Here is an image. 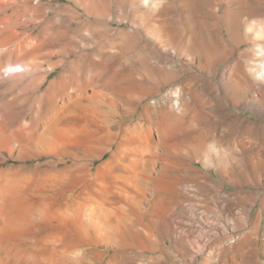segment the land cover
Listing matches in <instances>:
<instances>
[{
    "label": "bare ground",
    "instance_id": "bare-ground-1",
    "mask_svg": "<svg viewBox=\"0 0 264 264\" xmlns=\"http://www.w3.org/2000/svg\"><path fill=\"white\" fill-rule=\"evenodd\" d=\"M73 1L76 9L67 20L40 17L29 0H0V264H158L173 256H180L182 264H261V212L253 219L244 215L238 210L242 192H223L212 174L191 165L179 174L170 166L180 149L187 150L189 163L211 156L200 150L210 140L212 172L241 185L249 175L246 158L254 173L264 170L260 149L243 159L231 150L230 138L208 135L199 140L187 134L169 141L160 127L153 133L150 125L143 129L139 124L132 125L135 134L133 129L121 135L113 131L116 123L110 117L126 99L132 70L122 71L127 62L115 61L111 50L125 52L128 47L121 40L128 33L111 29L105 22L108 11L125 13L120 21L128 19L131 27L164 44L169 39L168 4L162 9V0ZM211 2L224 5L229 35L240 45L255 47L249 74L264 82V0ZM257 40L263 44L256 45ZM249 53L238 54L234 68L239 81H246L243 58ZM225 73L227 69L223 79ZM169 94L180 104L178 89ZM176 101L170 105L178 109ZM258 105L264 108V101ZM84 112L95 118L91 139L84 129L89 126L75 120ZM192 124L180 121L177 127L184 132ZM232 140L235 150L246 147L241 139ZM105 152L111 159L99 167L116 164L118 172H111L108 187L96 180L90 185L99 168L94 164ZM181 215L196 230L185 233L174 226L178 231L171 236ZM158 227L164 230L161 239L154 236ZM237 230L242 232L235 235ZM138 234L146 243L135 248L128 241ZM146 252L160 255L146 257Z\"/></svg>",
    "mask_w": 264,
    "mask_h": 264
},
{
    "label": "rangeland",
    "instance_id": "rangeland-1",
    "mask_svg": "<svg viewBox=\"0 0 264 264\" xmlns=\"http://www.w3.org/2000/svg\"><path fill=\"white\" fill-rule=\"evenodd\" d=\"M29 1L38 7V15L40 17L56 18L59 16L69 20L72 11L76 9L73 0ZM165 4H168L165 13L167 15L166 24L169 39L165 40L167 42H164V44H158L154 39V35H147L141 32L139 28L131 27L128 19L120 21V18L125 19V13L115 11V9H111L110 13L108 11V17L106 16V19H108L105 22L111 24V29L116 33L123 31L128 33L126 36H123V38L125 37L124 40L123 38L122 40L118 38V42L121 40V43H124L128 49L125 52L111 50L116 56L115 61L118 59L121 61L125 60L127 63L122 65V71L126 69L132 70L130 80L127 84L128 86L124 88L127 91L126 99L120 103L121 107L118 110V114L110 117L116 123L113 131L116 129L115 131L121 135L126 131H131L133 129L132 125L139 124L143 129H147L146 127L150 125L152 131L160 127L159 130L161 129L160 131H163L162 133L167 135L169 141H175L181 135L183 137L187 134L196 135V138L199 140H205L208 135L210 137L219 136L230 138L232 143L230 145V148L232 147L231 150L234 153L238 151L237 153L242 154L243 159L249 156L250 153L252 154L256 149L257 151L260 149V152L264 154V108L258 105L259 101H264V82L249 74L250 64L256 59L255 47L250 46L247 48L244 44L240 45L238 41L229 35L226 30L228 24L225 23L222 15V9L225 8L223 4H214L211 0L159 1V7L162 9ZM69 10L71 11L68 12ZM78 12L81 11L78 10ZM179 25L183 27L180 26V28H177ZM180 42L183 43V46L178 45ZM256 43V45L263 44L260 40H257ZM247 49L250 53L243 58V60H246V68H244L246 81H239L238 76L240 72L234 66L238 61V54ZM115 61L111 63L112 66ZM111 65L107 68V74L105 73L107 76L111 73ZM226 69L227 73H225V79H223L221 74ZM55 75L56 72H53L49 75L48 79L51 80ZM221 81L225 83L228 81L229 83H227L225 88H222L220 87ZM231 86L236 88L232 91L230 89ZM171 89H178L180 91V104L178 105V109L170 105L172 104V99L169 94ZM236 90L239 92L238 94L234 92ZM254 91H259L260 95L256 96ZM228 94H233L238 100L228 99ZM81 115L76 117L75 120L78 121L80 119L81 121L79 120L77 123L80 122L79 125L83 127L86 125L89 126L87 128L91 131L90 135L88 129H84L86 137L91 139L94 136L92 135V131L95 130L93 124L95 118L93 116L91 117L90 114L87 115V112L83 113L82 119ZM88 118L90 121L92 120L91 124ZM189 120L192 123L194 122L191 128L184 132L178 129L177 126L180 121L185 123ZM132 131L134 134L138 132L134 129ZM153 135L151 137L153 140H156L157 137L155 134ZM234 137H237L238 140L241 139L240 141H243L246 147L243 149L236 148L235 150L232 140ZM180 150V155L177 158L171 159L170 166L173 172L179 171L180 174V172L182 173L187 170L188 166L191 165L189 168H196L202 174L203 172H205L204 174H212V178L210 179L217 185L222 186L223 192L227 194L238 191L242 192V197L239 199L242 202L238 210L245 213L244 215L250 216L253 219L261 212L262 224L259 227V242L257 246L258 257L260 258V263L263 264L264 201L261 202L260 200H264V170L254 173V169L252 170L253 167L251 168V164L246 161L248 160L246 158L245 163L246 170L249 173L248 178L246 177V179L242 180L241 185H236L234 182L229 181L227 177L223 178L215 172H212L214 159L210 149V140L200 150L204 155L209 153L211 156L204 157L201 162L195 161V163H189L185 158L187 155L185 151L187 150ZM163 153L164 150L162 149L159 154ZM110 159V153L105 152L99 159L100 161L97 160L95 162L96 165L94 164V166L99 167L102 163L108 162ZM205 165L210 166L211 170L207 171L203 167ZM93 172L96 175H94L95 179L92 178L90 180V185L96 180L108 187L112 182L111 172H118V166L116 164H110L107 167H99L98 170H94ZM174 226L179 231L181 229L184 230L185 233L196 230V227H192L187 215H181L175 219L170 230L171 236H175L178 231ZM163 231L161 227L156 228L154 236L161 239L164 234ZM240 232L242 230H237L235 235H238ZM133 238L128 242L132 246L134 245L135 248L146 243L145 238L141 234L135 235ZM159 255V252L155 254L146 252V257H158ZM173 257L166 258L164 261H158V264H182L180 256L174 257V259ZM201 257L202 255H197L198 259Z\"/></svg>",
    "mask_w": 264,
    "mask_h": 264
},
{
    "label": "built area",
    "instance_id": "built-area-1",
    "mask_svg": "<svg viewBox=\"0 0 264 264\" xmlns=\"http://www.w3.org/2000/svg\"><path fill=\"white\" fill-rule=\"evenodd\" d=\"M176 101V99L173 97L172 98V104L174 103ZM176 103H177V106L179 105V103L176 101Z\"/></svg>",
    "mask_w": 264,
    "mask_h": 264
}]
</instances>
